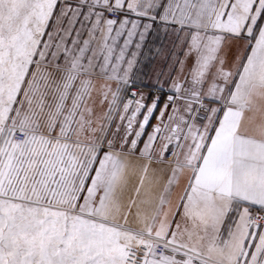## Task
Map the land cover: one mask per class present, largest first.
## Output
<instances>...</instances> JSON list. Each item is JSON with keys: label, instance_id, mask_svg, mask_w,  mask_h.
I'll list each match as a JSON object with an SVG mask.
<instances>
[{"label": "snow or ice", "instance_id": "1", "mask_svg": "<svg viewBox=\"0 0 264 264\" xmlns=\"http://www.w3.org/2000/svg\"><path fill=\"white\" fill-rule=\"evenodd\" d=\"M0 264H264V0H0Z\"/></svg>", "mask_w": 264, "mask_h": 264}, {"label": "crops", "instance_id": "2", "mask_svg": "<svg viewBox=\"0 0 264 264\" xmlns=\"http://www.w3.org/2000/svg\"><path fill=\"white\" fill-rule=\"evenodd\" d=\"M174 42L175 36L171 33H166L161 26H156L150 33L139 58L140 62L137 65L142 83L155 86L157 76L160 77V82L163 83L172 64L173 57L171 54ZM172 74L175 75V72ZM165 87H168L167 84H165ZM164 98L166 99V96ZM152 122L153 124L156 123L155 120ZM148 131H151V128Z\"/></svg>", "mask_w": 264, "mask_h": 264}, {"label": "built area", "instance_id": "3", "mask_svg": "<svg viewBox=\"0 0 264 264\" xmlns=\"http://www.w3.org/2000/svg\"><path fill=\"white\" fill-rule=\"evenodd\" d=\"M164 88H165V92H166L167 87L164 86ZM143 91L145 92V94H147L149 91H152L155 94V86H150L148 88H144ZM147 102L149 103L150 101H147Z\"/></svg>", "mask_w": 264, "mask_h": 264}, {"label": "rangeland", "instance_id": "4", "mask_svg": "<svg viewBox=\"0 0 264 264\" xmlns=\"http://www.w3.org/2000/svg\"><path fill=\"white\" fill-rule=\"evenodd\" d=\"M114 86V85H113ZM153 123V122H152Z\"/></svg>", "mask_w": 264, "mask_h": 264}]
</instances>
